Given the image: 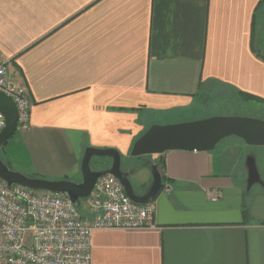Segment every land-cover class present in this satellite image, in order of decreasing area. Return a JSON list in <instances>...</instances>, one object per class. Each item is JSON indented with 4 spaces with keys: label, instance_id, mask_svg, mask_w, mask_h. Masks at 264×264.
I'll use <instances>...</instances> for the list:
<instances>
[{
    "label": "crops",
    "instance_id": "1",
    "mask_svg": "<svg viewBox=\"0 0 264 264\" xmlns=\"http://www.w3.org/2000/svg\"><path fill=\"white\" fill-rule=\"evenodd\" d=\"M262 26L264 0H0V56L31 103L3 148L23 151L18 171L79 182L82 151L110 148L141 195L152 181L143 163L158 164L155 227L93 231L91 264H264V181L248 187L243 139L127 162L152 124L190 121L206 96L264 103ZM88 202L76 203L83 217Z\"/></svg>",
    "mask_w": 264,
    "mask_h": 264
},
{
    "label": "built area",
    "instance_id": "2",
    "mask_svg": "<svg viewBox=\"0 0 264 264\" xmlns=\"http://www.w3.org/2000/svg\"><path fill=\"white\" fill-rule=\"evenodd\" d=\"M0 94L16 107L17 129L25 128L31 103L27 91L8 75L0 56ZM5 126L0 115V132ZM90 217L64 195L8 187L0 179V264H91L95 230H136L155 227V205L135 204L112 175L97 179L88 197Z\"/></svg>",
    "mask_w": 264,
    "mask_h": 264
},
{
    "label": "water",
    "instance_id": "3",
    "mask_svg": "<svg viewBox=\"0 0 264 264\" xmlns=\"http://www.w3.org/2000/svg\"><path fill=\"white\" fill-rule=\"evenodd\" d=\"M0 115L5 126L0 132V148L17 131V112L14 103L0 94ZM236 136L251 146H264V120L249 117H209L202 120L172 124L166 126H150L133 144L130 157L140 159L144 156L162 155L166 151L181 150L188 152H208L224 138ZM93 157L111 159L106 169L93 171L90 160ZM143 167L151 175V185L141 195L136 194L134 184L130 180L133 171H127L119 151L115 149L87 148L80 162L81 181H52L28 177L12 171L0 158V179L8 187L19 185L32 190H43L66 196L71 203L78 199L88 198L97 179L106 174L114 176L123 186L127 197L135 204H147L154 201L163 186L158 164L146 161ZM247 185L259 183L260 179L253 159L246 161ZM141 178V177H140ZM139 178V180H140Z\"/></svg>",
    "mask_w": 264,
    "mask_h": 264
},
{
    "label": "rangeland",
    "instance_id": "4",
    "mask_svg": "<svg viewBox=\"0 0 264 264\" xmlns=\"http://www.w3.org/2000/svg\"><path fill=\"white\" fill-rule=\"evenodd\" d=\"M255 44L258 50H264V27L263 26L262 28L258 29ZM249 103L251 105L245 104L243 100L233 92L220 90L219 93L210 95V98L206 96L205 100L197 101L196 106L195 108H193V110L188 109L185 112L186 115H184L185 116L184 119L190 120L186 122L202 120V119H206L209 117H251L255 119L264 120V114L254 109V106H257L258 108L260 107L264 108L263 101L250 100ZM178 117H179V114L173 113L170 116L171 123L170 122H167V124L166 123H159V124L154 123L152 125L166 126V125H172V124L185 123V121L181 119H177ZM164 118H169V117H164V116L159 117V119H164ZM159 119H156V120H159ZM18 131L19 129H17L14 135H16ZM13 136L8 140L7 142L8 144L11 143ZM5 147L6 146H3L0 148V158L2 159V161L9 167L10 170L24 174L21 171H18L27 166V164L25 163V159L22 157L23 151H4L3 148ZM247 149L249 151H245V152L250 155L251 159H253L259 179L262 182L264 181V146H248ZM83 154H84V151H82L81 153V159L83 157ZM131 159L136 162L133 165H134V169L135 168L137 169L139 159L129 157L127 162H129V160ZM131 162L130 164H132ZM107 163L108 164L111 163V159L93 157L90 160V169L93 171L102 170V168H104L105 166H108ZM79 175L81 178L80 171H79ZM259 184L260 182L254 185H256L257 187V185ZM134 188H135V185H134ZM136 190L137 189L135 188V191ZM86 199L88 198L78 199L77 204L78 205L82 204Z\"/></svg>",
    "mask_w": 264,
    "mask_h": 264
},
{
    "label": "trees",
    "instance_id": "5",
    "mask_svg": "<svg viewBox=\"0 0 264 264\" xmlns=\"http://www.w3.org/2000/svg\"><path fill=\"white\" fill-rule=\"evenodd\" d=\"M262 59L264 60V56H262ZM248 96H249V95H248ZM248 96L245 97L246 100H247V99L256 100V101L261 100L260 98H257V97L255 98V97H252V96H249V97H248Z\"/></svg>",
    "mask_w": 264,
    "mask_h": 264
},
{
    "label": "flooded vegetation",
    "instance_id": "6",
    "mask_svg": "<svg viewBox=\"0 0 264 264\" xmlns=\"http://www.w3.org/2000/svg\"><path fill=\"white\" fill-rule=\"evenodd\" d=\"M125 168H126V167H125ZM126 169H127V171H130V169H128V168H126ZM129 178H130V177H129ZM139 181H140V180L138 179V183H139Z\"/></svg>",
    "mask_w": 264,
    "mask_h": 264
}]
</instances>
